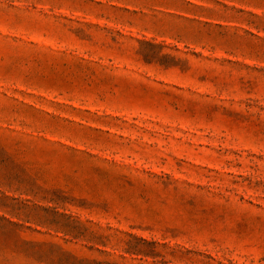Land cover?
<instances>
[{"label":"rangeland","instance_id":"rangeland-1","mask_svg":"<svg viewBox=\"0 0 264 264\" xmlns=\"http://www.w3.org/2000/svg\"><path fill=\"white\" fill-rule=\"evenodd\" d=\"M0 264H264V0H0Z\"/></svg>","mask_w":264,"mask_h":264}]
</instances>
